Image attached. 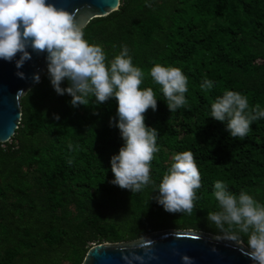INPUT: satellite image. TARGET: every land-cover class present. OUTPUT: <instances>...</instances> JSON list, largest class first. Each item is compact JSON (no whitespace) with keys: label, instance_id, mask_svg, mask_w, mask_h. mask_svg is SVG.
<instances>
[{"label":"trees","instance_id":"obj_1","mask_svg":"<svg viewBox=\"0 0 264 264\" xmlns=\"http://www.w3.org/2000/svg\"><path fill=\"white\" fill-rule=\"evenodd\" d=\"M83 31L89 44L102 46L106 63L127 46L144 72L141 89L155 93L157 111L149 109L145 119L159 131L154 183L138 193L111 183L110 161L124 143L109 124L115 100L97 104L90 97L87 107L73 108L46 71L21 102L12 141L0 143V264H84L96 245L170 229L219 234L206 218L219 211L212 194L217 180L264 204V119L240 140L211 118V105L225 90L264 109V0H122L119 11ZM156 63L188 77L186 107L168 110L149 74ZM205 80L212 89L201 88ZM184 151L194 154L202 187L190 215L170 214L153 197L173 156Z\"/></svg>","mask_w":264,"mask_h":264},{"label":"clouds","instance_id":"obj_2","mask_svg":"<svg viewBox=\"0 0 264 264\" xmlns=\"http://www.w3.org/2000/svg\"><path fill=\"white\" fill-rule=\"evenodd\" d=\"M32 53L45 56L52 87L58 95L70 96L73 108L87 107L90 97L97 104L115 100L116 115L109 124L119 129L124 143L110 161L115 177L111 183L132 193L153 184L151 162L160 151L159 131L147 126L145 119L149 109L157 111L158 100L151 87L141 89L144 72L133 65L127 46L106 63L104 49L84 39L83 27L77 23L74 13L56 7L50 0H0V60H15L19 69L33 58ZM18 55L20 58L16 60ZM149 74L161 86L171 113L187 106L188 77L180 68L156 63ZM17 75L25 79L24 73ZM33 80L40 83V75H34ZM65 81L66 88L62 87ZM201 88L212 89L213 81L205 80ZM53 118L60 119L56 114ZM211 118L225 124L231 138L243 140L253 122L264 119V109L260 105L250 107L247 96L240 92L225 90L212 103ZM173 161L153 199L170 214L190 215L198 199L197 190L202 187L201 174L191 151L175 154ZM212 194L219 205V211L209 212L206 217L219 233L213 239L231 242L253 264H264V204L247 191L238 195L229 191L227 184L220 180L215 181ZM244 237H247L246 244ZM122 258L126 264L143 260L135 254ZM181 260L182 264H193L187 255Z\"/></svg>","mask_w":264,"mask_h":264},{"label":"water","instance_id":"obj_3","mask_svg":"<svg viewBox=\"0 0 264 264\" xmlns=\"http://www.w3.org/2000/svg\"><path fill=\"white\" fill-rule=\"evenodd\" d=\"M56 7L75 15L83 27L97 18H103L119 11L122 0H50ZM31 52V49H28ZM32 59L17 69L15 60H0V143L12 141L22 120L21 102L38 84L47 71L45 56L32 53ZM19 55L16 57L18 60ZM22 72L25 79L18 77ZM39 74L40 83H35L34 75ZM23 90V93H18ZM215 234L199 230L170 229L155 232L150 236L132 242L105 243L90 249L84 264H126L122 258L133 254L143 260H133L132 264H182L181 257L187 255L193 264H253L240 249L228 241H216ZM199 237V238H197ZM151 241V243H149ZM246 244V243H245ZM215 249V251H214Z\"/></svg>","mask_w":264,"mask_h":264}]
</instances>
